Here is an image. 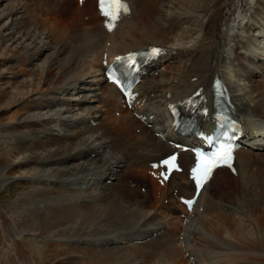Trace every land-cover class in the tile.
Here are the masks:
<instances>
[{
  "label": "bare ground",
  "instance_id": "6f19581e",
  "mask_svg": "<svg viewBox=\"0 0 264 264\" xmlns=\"http://www.w3.org/2000/svg\"><path fill=\"white\" fill-rule=\"evenodd\" d=\"M126 1L128 11L107 30L92 0H75V12L73 0H0V187L18 176L17 183L39 185L19 199L0 200V234L18 264H264V155L258 153L264 136L256 139L264 120L244 121L258 152H237L238 184L218 168L192 211L180 203L186 213L173 215L172 230L161 232L152 212L176 188L178 197L191 196L193 183L174 172L161 185L148 173L150 162L174 150L168 103L200 85L211 93L216 74L230 80L224 48L253 0ZM173 1L177 11L169 16L163 8ZM84 8L93 12L82 19ZM151 45L166 54L139 85L146 101L135 107L148 115L143 122L122 107L102 60L104 53L113 58ZM254 88L250 103L232 93L250 119L264 107V84ZM190 159L182 153L187 166Z\"/></svg>",
  "mask_w": 264,
  "mask_h": 264
},
{
  "label": "rangeland",
  "instance_id": "374dc122",
  "mask_svg": "<svg viewBox=\"0 0 264 264\" xmlns=\"http://www.w3.org/2000/svg\"><path fill=\"white\" fill-rule=\"evenodd\" d=\"M174 6H175L174 1H173V3L167 2L163 8L164 13H167L169 16L175 15L177 10H175ZM71 7H72V10H74V12H75V10H76L75 0H73V2L71 3ZM245 9L246 10L244 11V13L242 12L240 15V17L244 16L245 20H242L243 22L240 20V22H237V23L232 25L233 28L231 27V29H230L229 40H227V45L225 46L224 51H225V55L228 58L225 61L227 64H230L231 68H232V71L230 73L228 72V74H227L228 77H230V80L228 78H227V80L230 81L232 91H234V94L236 95V97H239V98L242 97L243 98V99L240 98V100L250 103L251 102L250 97L253 95L255 97L257 95V93L254 91L255 85L257 86L256 89L259 90L260 89L259 85H261L262 83L264 84V0H261V1L260 0H253V1H251V3L248 4V6L245 7ZM92 12L93 11L91 10V8H89V9L84 8V11L81 14V16L83 17L82 19H85L83 16L85 13L90 14ZM88 21H90V18L85 22H88ZM66 22H67L69 27L74 26V22L71 23V20L67 19ZM244 22H248V24L252 26V28L249 31L245 30V27L247 25H244ZM253 26H255V29ZM248 39H250V40L253 39V41H252V44L249 46V48H246L242 43L244 40H248ZM253 44H256L258 47H256V48L253 47ZM248 49L249 50H256V51H251V52H253L251 54H253L255 56V58L258 59V62L255 61V63H253L251 58H249L247 56L248 52H249ZM228 60L230 62H228ZM172 63H173V59L169 60L168 64H172ZM220 69H222L224 71L226 69L225 64L223 65V63H222ZM92 103L96 104V102H92ZM110 106H112V105L110 104ZM110 106H108V109H110L109 108ZM261 108L262 109L260 112H262V113L259 112L260 114H258V115L252 114V117L254 118V119H252V121L257 120V119H258V121L264 120V116H260V115H264V111H263L264 107L262 106ZM110 110H112V108ZM115 113H116V116L119 115V112L115 111ZM92 123L96 124V122H93V121H92ZM137 132L138 133L141 132V129H137ZM261 133H262V131L260 130L256 134L259 135ZM262 135H259L257 138H262ZM258 153H260L262 156L264 155V152H258ZM2 167H3V165H0V169ZM256 167L257 166L254 165L253 170H256ZM22 171L26 175V171H24V170H22ZM223 172H224V174L227 173V175H230V173L228 171L224 170ZM220 175H223V173L220 172ZM19 177L20 176H18V178ZM24 177H26V176H24ZM18 178L17 177L15 179L12 177L7 178V181L4 182V184L0 187V200L11 201L13 199H19L22 196H24L26 193H28L29 191H32L33 188L39 186L36 183H25V182H21V184L17 183ZM234 179H237V180H234L232 183L238 184V182H239L238 177H234ZM178 180L182 181L181 179H178ZM133 181H134V179H133ZM132 187H134V186H132ZM175 190H176V192L178 191V189H175ZM142 191L145 192V187H142ZM142 194H144V193H142ZM228 194H231L230 191H228ZM6 201H4V202H6ZM178 204L179 203H178V200L176 197H174V200L171 197L166 198V199L164 198V201H163L164 208L159 207L155 211L152 212V214L159 216L161 218L160 220L163 223L162 224L163 227H161L162 228L161 232H163L164 230L165 231L166 230H172L175 228L176 218L173 217V215H175V214H172L171 211H169L168 207L177 209V213H179L183 209L180 208L178 206ZM163 209H165V210H163ZM2 210L3 209L0 206V211L3 212L4 210L3 211ZM65 225L68 226V222H66L63 226H65ZM77 225H80V224H77ZM177 225L178 224H176V226ZM92 226L93 225H86V227H85V226L80 225V227H83V228L85 227L87 229L88 228L93 229ZM51 228L54 229L55 227L53 226ZM74 229H78V228H74ZM176 230H177L176 233H178L179 228H177ZM34 231H36V230H34ZM36 232L38 233V230ZM183 233H184V229L181 232V235L179 237H182ZM0 236L2 237V238H0V240L3 239V241H0V259L2 261V263L0 261V264H16V263L18 264L17 255H16V252L14 250V246L12 244H10V242H7L4 239V237L2 236V233L0 234ZM5 241H6V243H5ZM54 241L59 242L58 240H54ZM143 243H146V242H143ZM59 247H60V245H59ZM181 247H183V245H181ZM183 249H184V247H183ZM183 249H182V251H183ZM186 264H188V263H186Z\"/></svg>",
  "mask_w": 264,
  "mask_h": 264
},
{
  "label": "snow or ice",
  "instance_id": "6c2138e0",
  "mask_svg": "<svg viewBox=\"0 0 264 264\" xmlns=\"http://www.w3.org/2000/svg\"><path fill=\"white\" fill-rule=\"evenodd\" d=\"M101 13L108 17L107 27L109 30L115 26V21L119 19L120 14L126 13L128 11V6L125 0H99ZM160 49H152V55H158L160 53ZM117 61L126 60L128 67H132L135 63V56L129 55L127 58L117 57ZM114 82L117 84L120 83L118 79L115 77V73L111 74ZM176 157L172 156L169 159L162 161V164L167 165L169 171H171L175 165ZM232 160V146L230 144H220L217 151L213 152L209 156H205L201 154L200 162L197 167H195L193 172V178L196 181L197 192L203 186L205 181L210 177L212 170L217 167L219 164H228L230 166ZM167 175L165 174V179ZM185 203L188 205L189 209L192 208V205L195 203V200H186Z\"/></svg>",
  "mask_w": 264,
  "mask_h": 264
}]
</instances>
